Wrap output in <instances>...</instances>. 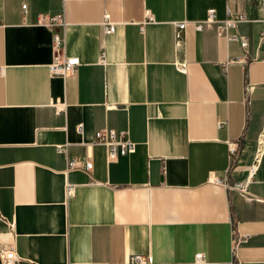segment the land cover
<instances>
[{
	"label": "crops",
	"instance_id": "obj_1",
	"mask_svg": "<svg viewBox=\"0 0 264 264\" xmlns=\"http://www.w3.org/2000/svg\"><path fill=\"white\" fill-rule=\"evenodd\" d=\"M209 9L245 15V49L195 29ZM263 17L260 0H0V246L21 264H232L235 231L240 264H264ZM54 34L80 61L65 78ZM106 127L134 151L109 159Z\"/></svg>",
	"mask_w": 264,
	"mask_h": 264
},
{
	"label": "built area",
	"instance_id": "obj_2",
	"mask_svg": "<svg viewBox=\"0 0 264 264\" xmlns=\"http://www.w3.org/2000/svg\"><path fill=\"white\" fill-rule=\"evenodd\" d=\"M264 3V0H260ZM26 4H22L21 8L23 10L26 9ZM214 9H209L207 12V17L205 21L195 23V29L201 30L203 22H211L216 24L217 34L224 38L225 42H238L240 47L246 48L247 46V38L241 34L236 32H230V29H236L239 22L245 20V16L243 14L232 13L227 11L226 17L218 21L215 19ZM149 19H151L150 15ZM58 19L56 17H48L45 15H41L39 22L50 25L53 22H57ZM175 37L178 36V32L185 27V22H175ZM103 30L105 34H110L115 30V23H113L110 19V14L105 13L102 20ZM259 40H264V17L262 19V29L259 33ZM63 49V41L58 34L53 35V61L49 64L48 68L52 75H57L61 77H67L74 73L77 66L80 64L79 58L77 56H66L65 54H59L58 51ZM242 58H240L241 60ZM235 61V60H228ZM3 68L0 67V73H2ZM220 124V123H218ZM78 128H81V124H79ZM95 142L105 145L106 154L109 159H114L120 154H127L135 149V142L128 136L126 130H117L115 128H101L95 131ZM261 141V140H259ZM57 150L61 151L64 149L62 144H58ZM231 154L234 153L235 149L231 148ZM261 154V150L258 149L257 154L255 156V160L258 159ZM93 163L90 159H84L83 161H79L76 156H71L67 158V170L73 168H82L84 170L91 169ZM255 164L251 166V171L254 170ZM214 181H221L219 178H216ZM236 188L241 191L246 190V181L238 182L233 184ZM249 236L247 234H239L233 231L231 237V253H232V264H240V262L236 259V249L241 244L245 243ZM0 264H21V259L15 253V250L12 246L9 247H1L0 246ZM195 264H206V260L204 254L202 252H198L194 257ZM26 264H39L34 261H28ZM132 264H148L147 260L144 259L140 255H135L132 260Z\"/></svg>",
	"mask_w": 264,
	"mask_h": 264
},
{
	"label": "bare ground",
	"instance_id": "obj_3",
	"mask_svg": "<svg viewBox=\"0 0 264 264\" xmlns=\"http://www.w3.org/2000/svg\"><path fill=\"white\" fill-rule=\"evenodd\" d=\"M244 16H245V15H244ZM245 20H246V18H245ZM245 20H244V21H245ZM263 41H264V40H263ZM260 42H262V41H260ZM246 47H247V46H246ZM243 49H245V48H243ZM251 172H252V171H251Z\"/></svg>",
	"mask_w": 264,
	"mask_h": 264
}]
</instances>
